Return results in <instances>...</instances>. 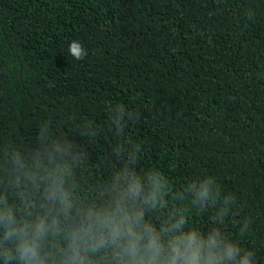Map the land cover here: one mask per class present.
Segmentation results:
<instances>
[{"label": "trees", "instance_id": "16d2710c", "mask_svg": "<svg viewBox=\"0 0 264 264\" xmlns=\"http://www.w3.org/2000/svg\"><path fill=\"white\" fill-rule=\"evenodd\" d=\"M116 104L138 114L123 136ZM85 121L99 134L80 135ZM42 126L85 148L89 186L119 163L118 144L140 143L138 170L176 190L213 177L236 197L225 233L264 264V0H0V146ZM212 211L190 223L206 230Z\"/></svg>", "mask_w": 264, "mask_h": 264}, {"label": "clouds", "instance_id": "9594fccd", "mask_svg": "<svg viewBox=\"0 0 264 264\" xmlns=\"http://www.w3.org/2000/svg\"><path fill=\"white\" fill-rule=\"evenodd\" d=\"M69 52L76 60L87 55L78 41ZM109 111L117 136L138 117L122 104ZM79 134L99 130L85 121ZM142 150L118 144L119 163L89 186L78 172L88 153L63 133L42 126L25 146H0V264H255L253 251L222 227L236 197H222L207 175L176 190L161 171L138 170ZM209 209L206 230L190 223L191 212ZM251 223L243 219L241 235Z\"/></svg>", "mask_w": 264, "mask_h": 264}]
</instances>
